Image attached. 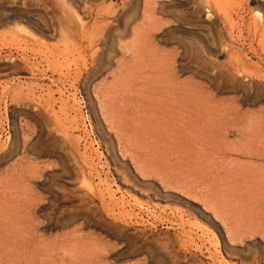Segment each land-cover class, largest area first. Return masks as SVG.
Instances as JSON below:
<instances>
[{
    "label": "rangeland",
    "instance_id": "rangeland-1",
    "mask_svg": "<svg viewBox=\"0 0 264 264\" xmlns=\"http://www.w3.org/2000/svg\"><path fill=\"white\" fill-rule=\"evenodd\" d=\"M0 264H264V0H0Z\"/></svg>",
    "mask_w": 264,
    "mask_h": 264
}]
</instances>
